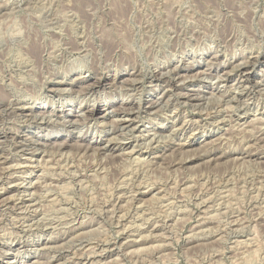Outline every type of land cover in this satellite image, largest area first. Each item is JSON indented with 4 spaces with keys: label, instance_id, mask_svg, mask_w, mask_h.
<instances>
[{
    "label": "rangeland",
    "instance_id": "374dc122",
    "mask_svg": "<svg viewBox=\"0 0 264 264\" xmlns=\"http://www.w3.org/2000/svg\"><path fill=\"white\" fill-rule=\"evenodd\" d=\"M140 70L168 109L121 113ZM0 264H264V0H0Z\"/></svg>",
    "mask_w": 264,
    "mask_h": 264
},
{
    "label": "bare ground",
    "instance_id": "6f19581e",
    "mask_svg": "<svg viewBox=\"0 0 264 264\" xmlns=\"http://www.w3.org/2000/svg\"><path fill=\"white\" fill-rule=\"evenodd\" d=\"M31 8V7H30ZM45 8V7H44ZM32 9V8H31ZM47 9V8H46ZM243 11V10H242ZM194 15V14H193ZM216 16V15H215ZM253 16V15H252ZM263 18V17H262ZM50 20V19H49ZM45 21V20H44ZM48 28V27H47ZM108 29V28H107ZM167 30V29H166ZM62 31V30H61ZM36 35V34H35ZM17 36V35H16ZM163 36V35H162ZM238 37V36H237ZM91 40V39H90ZM26 43V42H25ZM147 43V42H146ZM165 47V46H164ZM16 48V47H15ZM259 49V48H258ZM34 50V49H33ZM18 52V51H17ZM32 52V50H31ZM34 55H35V52H33ZM32 53V54H33ZM63 53V52H62ZM31 54V53H30ZM9 55V54H8ZM38 55V54H37ZM36 55V56H37ZM89 55V54H88ZM29 56V55H28ZM35 56V57H36ZM66 56V55H65ZM26 58V57H25ZM85 59V58H84ZM82 61V60H81ZM29 62V61H28ZM167 68V67H166ZM91 69V68H90ZM89 70H86L85 73L88 75L90 73H93V71H90ZM155 71V70H154ZM161 71V70H160ZM9 72V71H8ZM81 72V71H80ZM158 72V71H156ZM151 73L149 74V77H148V80H149V87L147 88L148 90H150L151 94L155 95L157 93V90H155L154 86H151L153 83H161L162 81L168 79L169 77V73H161V72H158V73ZM165 72V71H164ZM85 74L84 77L82 78H78L76 79L75 81H69L68 79H62V78H55V76H53L52 78L46 80V82L43 84V86H47L49 88L48 90V93L50 94V96H55V94L59 95L60 97L63 95L62 92L65 91V86H70L71 89L73 88V86H75V84L77 83H80V82H86V78H87V75ZM97 74V73H96ZM141 74H142V71H138V72H133V73H127L126 76H128V79L124 82H120V84H123L124 85V90H123V93L125 95H128V99L131 98V101L130 102H125V103H121V106L119 107L120 110H121V113H126V115H129L130 113H132L133 111H136V110H143L146 114H150L151 112H155L156 110L158 109H168L169 106H170V99H166L165 96L163 98H165V101L163 100V98H158L157 94H156V97L154 96V99L150 100V101H144L142 103H140L139 101V98H140V92L141 91V86L139 85V81L140 80V77H141ZM143 75V74H142ZM147 75V74H146ZM93 76L94 75H91L90 74V77L91 79H93ZM81 77V76H80ZM89 77V76H88ZM109 79L108 77L106 78V76L102 77V78H94L93 79V82L90 84L88 83L87 86L85 87V91L86 93L84 94L85 96L86 95H89V94H94L95 91L97 89H100L101 87L102 88H106L108 87V83ZM167 82V80H166ZM142 83V82H141ZM163 84V83H162ZM166 85V84H164ZM163 85V86H164ZM171 85V84H170ZM156 87V86H155ZM161 87V86H160ZM170 87V86H169ZM173 87V86H172ZM171 87V88H172ZM246 87V86H245ZM68 88V87H67ZM159 87H157L156 89H158ZM70 88H68L69 90ZM142 89H145L142 87ZM162 89V88H161ZM178 89V88H177ZM241 89V88H240ZM172 90V89H171ZM23 91V90H22ZM98 91V90H97ZM169 91V90H168ZM251 91V90H250ZM27 92V90H26ZM25 92V93H26ZM94 92V93H93ZM170 92V91H169ZM24 93V91L22 92ZM144 93V92H143ZM27 94V93H26ZM33 94V93H32ZM31 94V95H32ZM77 94V93H76ZM91 94V95H92ZM165 94V92H164ZM56 95V96H57ZM69 95V94H68ZM66 96V95H65ZM93 96V95H92ZM26 97V96H25ZM178 97V96H177ZM95 100V99H94ZM89 101V100H87ZM250 102V101H249ZM13 104V103H12ZM17 104V103H16ZM12 106V105H11ZM15 107V106H14ZM13 107V108H14ZM17 107V106H16ZM22 107V106H21ZM232 108V107H231ZM53 110V109H52ZM98 109H96L97 111ZM114 110V109H113ZM153 110V111H152ZM95 110H88L86 109V113H87V116H90L92 117L93 116V112ZM13 112V111H12ZM18 113L20 114L21 117H25L23 116V112H24V108L22 109H15L14 110V113ZM107 112V111H106ZM116 110H114V112H111L112 114L115 113ZM173 112V111H172ZM86 113L84 115H86ZM38 114V113H37ZM40 115L39 116V119H38V123L40 126H45L47 127L49 124H50V121L52 120L51 118H58L59 120L60 119H64V120H67L66 122H64V126L65 125H68L67 127L68 128H71V129H75V125H77V122H74V119L76 116L74 114L71 113V110L69 112H65V111H61V112H58V111H54V112H51V111H45L41 114H38ZM134 116V115H133ZM37 117V115H36ZM36 117H34L33 119H36ZM105 116H102L100 119L101 120V124L103 123V119H104ZM26 118V117H25ZM126 118V117H125ZM134 118V117H133ZM51 119V120H49ZM76 119V118H75ZM97 119V118H96ZM121 119V118H120ZM123 119V118H122ZM128 119V118H126ZM132 119V118H131ZM121 120L119 121L117 124L115 125H111V127H115V129H121L122 132H124V137H126L127 134L131 133L133 134V131L135 130V126L133 127V120ZM135 119V118H134ZM56 120V119H55ZM98 120V119H97ZM118 120V119H117ZM228 120V119H227ZM33 121V120H32ZM58 121V120H57ZM61 121V120H60ZM93 121V120H92ZM100 121V120H99ZM16 122V121H15ZM21 122V121H20ZM54 122V121H53ZM24 123H26V121H24ZM97 123V122H96ZM99 123V122H98ZM150 124V122H149ZM50 126V125H49ZM48 126V127H49ZM61 126V125H60ZM110 126V125H109ZM6 127V126H5ZM152 129V128H151ZM166 131H164L165 133H160V132H156L154 130L151 131V133H147L145 136H140V137H135V138H132V140H134L132 143H133V146L129 143L125 146H122L121 144H118L117 146L112 145L111 142H106V145L101 149V151L103 152H113V151H116V150H119V149H127L128 145L130 148V151L128 152V156L130 157V155L132 154H136L134 153L136 148L138 146H145V149L148 151V149L150 150H153V147L156 146L158 144V139L160 138H163V139H168V137L171 135V129H172V125L168 124L167 127L165 128ZM13 132V131H12ZM8 133V132H7ZM119 133V132H118ZM120 134V133H119ZM175 134V133H174ZM18 134L16 133H10V138H11V141L13 142V145H15L14 143L16 142L15 140L17 139ZM7 136V135H6ZM139 136V135H138ZM120 137H122V135H120ZM9 138V137H8ZM130 139V138H129ZM129 139L127 138H123L122 140L123 141H128ZM108 140V139H107ZM26 142V141H25ZM224 142V141H223ZM24 143V142H23ZM35 143V142H34ZM111 143V144H110ZM122 143V142H121ZM125 144V143H124ZM135 144V145H134ZM23 145L24 144H20V146H18V149H22L23 148ZM43 145V144H42ZM87 146V145H86ZM12 147V146H11ZM45 147V146H44ZM67 147V146H66ZM15 148V147H14ZM61 148V147H60ZM38 149V148H37ZM100 149V148H99ZM156 149V148H155ZM16 150V148H15ZM20 152V151H19ZM15 153V151H14ZM122 153V152H121ZM123 155H126V154H123ZM242 155V154H241ZM139 156V155H138ZM252 156V155H251ZM138 158V157H137ZM123 159V158H122ZM139 159V158H138ZM133 161V160H132ZM138 161V160H137ZM15 164V163H14ZM134 164V163H133ZM28 165V164H27ZM51 166V165H50ZM53 172V171H52ZM84 172V171H83ZM59 176V175H58ZM77 176V175H76ZM90 179V178H89ZM122 181V180H121ZM37 182V181H36ZM40 182V181H39ZM149 182V181H148ZM45 183V182H44ZM77 183V182H76ZM81 185V184H80ZM83 185V184H82ZM81 185V186H82ZM2 186V185H1ZM68 186V185H67ZM72 186V185H71ZM70 187V186H69ZM51 192V191H50ZM48 192H46L47 194ZM55 193V192H54ZM149 192H143V193H140V195L138 196V198L140 199L142 196H145L147 195ZM151 193V192H150ZM43 194V193H42ZM154 194V193H152ZM32 196V195H31ZM95 197V196H94ZM33 198V197H31ZM55 198V197H54ZM70 199V198H69ZM104 199V198H103ZM139 199L136 198V202L139 201ZM56 203V202H55ZM107 203V202H106ZM201 204V203H200ZM144 210V209H143ZM39 211V210H38ZM170 211V210H169ZM107 212V211H106ZM55 214V213H54ZM101 214V213H100ZM102 215V214H101ZM225 215V214H224ZM178 216V215H177ZM48 219V218H47ZM40 220V219H39ZM139 220V219H138ZM144 223V222H143ZM10 225V224H9ZM237 225V224H236ZM28 226V225H27ZM57 226V225H56ZM145 226V225H144ZM54 228V227H53ZM24 230V229H23ZM10 236V235H9ZM78 240V239H77ZM114 245V244H113Z\"/></svg>",
    "mask_w": 264,
    "mask_h": 264
}]
</instances>
